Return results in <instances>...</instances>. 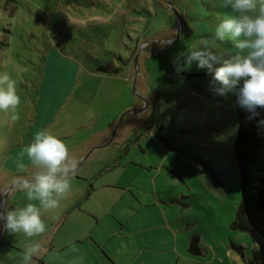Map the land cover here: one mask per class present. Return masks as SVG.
Returning a JSON list of instances; mask_svg holds the SVG:
<instances>
[{
    "label": "rangeland",
    "instance_id": "1",
    "mask_svg": "<svg viewBox=\"0 0 264 264\" xmlns=\"http://www.w3.org/2000/svg\"><path fill=\"white\" fill-rule=\"evenodd\" d=\"M229 12L220 0H0V74L17 82L21 101L15 121L13 110L0 111V190L42 170L16 168L29 162L22 148L46 130L72 158L87 148L77 177L110 185L93 190L108 201L91 195L79 206L121 210L126 235L116 230L107 245L120 263L250 264L257 245L233 225L241 202L233 94H214L212 72L182 59L201 40L235 53L231 40L214 36ZM78 184L90 186L71 179L65 195ZM27 203L23 192L13 202ZM62 204L42 211L56 218ZM69 218L94 222L85 213ZM102 226L119 224L108 214L99 216ZM11 236L32 239L3 229L5 242Z\"/></svg>",
    "mask_w": 264,
    "mask_h": 264
},
{
    "label": "clouds",
    "instance_id": "2",
    "mask_svg": "<svg viewBox=\"0 0 264 264\" xmlns=\"http://www.w3.org/2000/svg\"><path fill=\"white\" fill-rule=\"evenodd\" d=\"M220 4L230 12L219 18L214 36L220 42L231 40L237 51H217L207 40H201L182 59L187 66L195 62L198 68L211 71L210 85L214 94L221 97L234 94L237 105L252 119L259 116L258 109L264 110V0H220ZM16 84L9 74H0V111L13 110V121L19 118L14 110L21 102ZM258 123L264 126V119ZM21 155L42 170L31 177L21 176L12 181L11 189L23 192L29 201L25 206L9 209L7 193H0V222L10 234L33 237L46 231L41 210L59 206V200L70 190L79 161L70 156L60 138L46 130L37 131ZM26 167L23 162L17 164L19 171ZM39 250L38 244L27 247L22 253L23 264H31ZM72 250L77 251L74 246Z\"/></svg>",
    "mask_w": 264,
    "mask_h": 264
},
{
    "label": "crops",
    "instance_id": "3",
    "mask_svg": "<svg viewBox=\"0 0 264 264\" xmlns=\"http://www.w3.org/2000/svg\"><path fill=\"white\" fill-rule=\"evenodd\" d=\"M98 70L102 71L100 69ZM107 71H113L116 73V71H120V68L109 67ZM107 71L102 72L104 73ZM112 126L113 123L109 127L111 128ZM24 148H22L21 152H23ZM86 150L87 148L83 149L82 153H80L78 157H75V159L79 161L80 156H82ZM25 165L29 166L30 162ZM16 170L18 173L22 172L17 168ZM77 174L78 173L76 172L74 177L71 179L76 178L80 180H87L90 183V186H87V189L84 190L81 189V186L78 184L75 187V190H77L76 192H73V190L70 194L64 195L65 197H63V199H65L67 205H64L63 207L62 204L56 218H53L51 213L45 214L41 210V218L46 225V231L38 236H33L31 241L20 243L17 238L11 236L10 239H6L5 242L3 237H1L0 264H23L22 253L27 247L33 244H38L40 246V250L38 255L33 258L31 264H128L126 262L120 263V261L115 259V256H112L107 249V245H110L108 241L112 235L116 234V230H118L122 236L126 235V233H122L124 221L122 219L123 213L121 210H118L116 213H112L113 209L110 207L98 209L96 205V207L86 206L82 209L79 206L83 199L91 195H94L96 204H99L100 201L102 203L108 201L107 195L104 193L99 194L98 192H93V190H103L106 187H110V185H107V183H98L95 185L98 176L81 175V177H77ZM21 176L28 177L24 175ZM10 184H12V178L2 187L0 193H3ZM19 192L20 191L18 190H11L6 196L7 207L9 209L18 208L17 205L13 204V202L16 200V195ZM75 204H78V206L75 207ZM72 212L80 216L82 213L92 216L94 218V222L85 224L80 221L81 219H78L77 222H73L70 218L68 219V216ZM108 214L113 216L114 220L119 224L117 229L109 228L107 226H102L100 229L98 228L99 216H106ZM68 220L71 222H67ZM73 246L77 249V251L72 250ZM139 253H141V249ZM81 257H83L82 260L80 259Z\"/></svg>",
    "mask_w": 264,
    "mask_h": 264
},
{
    "label": "trees",
    "instance_id": "4",
    "mask_svg": "<svg viewBox=\"0 0 264 264\" xmlns=\"http://www.w3.org/2000/svg\"><path fill=\"white\" fill-rule=\"evenodd\" d=\"M107 71L106 66L99 67ZM117 72V71H116ZM249 119V114L236 103L233 94V114L236 132L232 157L238 175L241 202L233 225L247 230L257 247L253 249L250 264H264V110Z\"/></svg>",
    "mask_w": 264,
    "mask_h": 264
},
{
    "label": "water",
    "instance_id": "5",
    "mask_svg": "<svg viewBox=\"0 0 264 264\" xmlns=\"http://www.w3.org/2000/svg\"><path fill=\"white\" fill-rule=\"evenodd\" d=\"M134 66H135V69H136V73L138 72V64H137V55L135 56V58H134ZM135 88V82H134V84H133V89ZM140 97V99H142L143 100V102H144V107L146 106V102H145V100H144V98L142 97V96H139ZM141 109H132V110H130V112H136V111H140ZM11 184L9 185V186H7V188L4 190V192L3 193H7V195H8V193L12 190L11 189ZM6 195V196H7ZM2 232H3V227H2V222H0V239H1V237H2Z\"/></svg>",
    "mask_w": 264,
    "mask_h": 264
},
{
    "label": "flooded vegetation",
    "instance_id": "6",
    "mask_svg": "<svg viewBox=\"0 0 264 264\" xmlns=\"http://www.w3.org/2000/svg\"><path fill=\"white\" fill-rule=\"evenodd\" d=\"M142 102H143V100H142Z\"/></svg>",
    "mask_w": 264,
    "mask_h": 264
}]
</instances>
